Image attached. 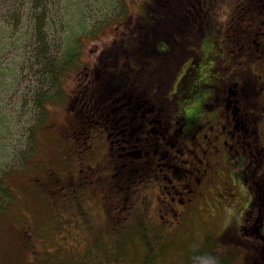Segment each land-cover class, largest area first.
<instances>
[{"label":"flooded vegetation","instance_id":"af4514ba","mask_svg":"<svg viewBox=\"0 0 264 264\" xmlns=\"http://www.w3.org/2000/svg\"><path fill=\"white\" fill-rule=\"evenodd\" d=\"M113 31L66 83L43 167L76 199L62 232H128L147 196L179 233L238 236L239 217L264 236V0H149Z\"/></svg>","mask_w":264,"mask_h":264},{"label":"rangeland","instance_id":"374dc122","mask_svg":"<svg viewBox=\"0 0 264 264\" xmlns=\"http://www.w3.org/2000/svg\"><path fill=\"white\" fill-rule=\"evenodd\" d=\"M148 1L51 0L44 15L46 24L39 34L33 19L35 11L28 0H21V3L18 0L11 9L15 12L6 13L13 17L10 22L4 19L5 15L1 17L4 9L0 8V174L4 171L16 198L0 225V264H95L102 253L112 257L115 237L107 234L92 237L87 251L81 253L78 246L82 243L67 240L66 233L58 229V225L55 229H47L40 222L38 233L31 232L30 226L38 221L40 214L36 210L39 199L40 204L45 203L52 211H58L64 205L73 208L76 202L72 194L68 196L64 190H59L56 180L42 179V165L46 159L57 157V132L63 122L64 109L53 98L47 100L50 103L45 104L47 110L44 111L35 105V101L44 96L42 91H54V86L44 81L46 63L54 55H63L70 44H76L79 46L78 63L81 64L86 59L84 55L95 45L107 49L108 39L114 34L113 27L120 21L123 23L130 15L128 11L137 12ZM80 44L86 45L81 53ZM44 55L49 60L43 61ZM25 160L26 164L21 167ZM224 225L223 219L214 221L211 234L217 240L224 238L216 233ZM203 226L196 225L185 234L178 233L177 229L168 233L161 263L192 264L195 253L204 248ZM255 227L242 220L245 240L242 242H259L261 245L263 235L259 228L255 233ZM230 241L237 242L236 239ZM127 244L128 240H125L122 245L126 248ZM66 245L73 250H68ZM128 261L129 257H125L122 264Z\"/></svg>","mask_w":264,"mask_h":264},{"label":"trees","instance_id":"16d2710c","mask_svg":"<svg viewBox=\"0 0 264 264\" xmlns=\"http://www.w3.org/2000/svg\"><path fill=\"white\" fill-rule=\"evenodd\" d=\"M0 3H2L0 8L3 7L4 9V14H2L1 17L5 15L4 19L10 22L13 17H11V13L9 16H7L6 13H9L16 3L18 4V0H1ZM28 3L35 11L33 19L35 30H37L39 34L41 28L46 24L44 15L48 12L47 8L50 6L51 0H28ZM11 12H15V10H11ZM41 14L42 17H40ZM14 18L17 19L16 17ZM46 60H49V57L47 58V56L44 55L43 61ZM46 65V78L44 81H46L45 84L51 83L54 86V91L48 90L46 93L42 91L41 93H43L44 96H41L39 101H35V105L43 111L47 110L45 104H49L50 102L47 100L53 98L55 101H59V104H61L60 108L63 110L66 106L67 90L65 85L74 73L72 69L77 68L79 65L77 45L70 44L69 49H66V52H64L63 55H54ZM53 130H56V128H53ZM30 153L33 155L32 152ZM55 161L54 157V161H52L54 164H51V166L56 167ZM26 162L27 160L23 161L21 167H23ZM51 178L56 179L57 177L52 176ZM42 179L47 180L44 176ZM53 181L55 180L53 179ZM58 185L59 190H61L60 174ZM69 196H71V193ZM15 201V194L13 193L9 182L5 179L4 171H2L0 174V225L3 219H5L4 217H6L11 210L12 204ZM36 210L40 213L37 216L39 222L34 221L30 226L33 230L31 232L34 235L38 233L40 222L43 223L47 229H55L56 225H58V229H62L59 217L53 215L56 211H52L45 203L40 204V199L36 202ZM43 219L44 221L42 222L41 220ZM254 223L255 221L252 219L249 222L252 226ZM255 224L257 226L259 222H256ZM202 228L203 230L201 234L204 238V248L195 253L192 264H264V236L261 237V245H259V242H242L245 240H243V234L241 231V229H243L242 219L240 220L239 217L238 236L234 233H226L224 234L223 239L217 240L218 238L213 237L211 232L205 231V226ZM176 229L178 230L180 228ZM176 229L175 227L168 228L163 222H160L158 218L154 217L151 213V198L147 196L143 197L139 202L137 213H133L130 219V231H120L114 235L104 233L110 237H115L114 253L112 257L102 253L103 255L100 256L98 261H95V264H122L125 257H129L127 264H159L158 261L162 264L161 259L168 243L169 235L167 236V234L173 233ZM187 231L188 229L186 231L183 230L182 233L185 234ZM101 235L103 234L98 233L96 236ZM20 238L23 241L21 235ZM65 238L67 240L73 239L71 235H65ZM230 239H236L237 242H231ZM125 240H128L126 248L122 245ZM81 243L82 244L79 245L78 248L81 253H84L89 247L90 240L87 243ZM66 247L68 250L72 249L69 245H66Z\"/></svg>","mask_w":264,"mask_h":264}]
</instances>
